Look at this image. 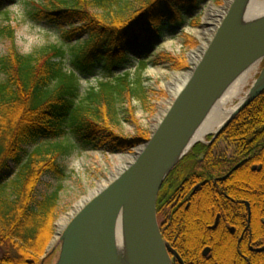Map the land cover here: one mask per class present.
<instances>
[{"label":"trees","instance_id":"trees-1","mask_svg":"<svg viewBox=\"0 0 264 264\" xmlns=\"http://www.w3.org/2000/svg\"><path fill=\"white\" fill-rule=\"evenodd\" d=\"M15 1L0 0V7ZM204 1L48 0L47 4L35 5L34 18L54 28L66 25L68 29L61 27L62 45L46 46L28 55L18 51L14 30L3 29L1 34L11 45L0 59V71L6 76L0 83V264L41 263L54 236L62 186L40 199L35 192L47 173H54L59 181L66 177L57 164L60 157L76 146L113 154L130 152L149 140V135L142 133L132 138L118 134V104L146 99L140 76L149 65L151 52L158 41L182 28ZM198 18L191 19V24L199 23ZM82 33L87 39L74 42ZM188 44L192 48L197 41L190 38ZM161 60L174 61L164 53L154 64ZM135 64L134 73L122 72ZM182 66H186L185 60L177 61L174 69ZM118 71L121 73L116 75ZM93 77L98 79L97 85L81 96V81ZM128 113L132 119V110ZM66 135H71L72 143L57 141ZM219 138L235 146V161H215L211 149L198 144L165 179L157 201L163 237L169 202L180 196L185 178L189 179L188 193L202 180L210 183L217 179V184L225 187L220 193L232 198L235 172L225 182L221 178L237 159H246L238 170L259 178L257 184L264 191V91ZM201 156L205 159L199 160ZM253 166L261 167L260 173L252 171ZM206 194V200L211 201L210 192ZM249 201L253 214L250 246L263 247L262 215L254 218V202ZM219 208L223 214H230L228 205L220 203ZM180 213L177 221H186L188 217ZM190 239L195 240L192 235ZM178 240L181 242L182 237ZM192 248L191 255L201 264L214 261L202 259V244ZM249 253L253 260L248 264H264V253Z\"/></svg>","mask_w":264,"mask_h":264},{"label":"water","instance_id":"water-1","mask_svg":"<svg viewBox=\"0 0 264 264\" xmlns=\"http://www.w3.org/2000/svg\"><path fill=\"white\" fill-rule=\"evenodd\" d=\"M223 1L224 5L218 9L225 8L226 0ZM241 2L233 1L200 60L190 61L189 78L172 96L173 103L152 127L149 140L137 148L133 162L118 175L112 174L107 186L72 217L62 235L56 264H117L116 226L120 215L124 216L134 262L173 264L157 218L161 187L172 169L199 143L184 152L190 135L222 89L244 69L264 59V18L249 26L237 27ZM202 46L201 41L197 50ZM249 91V98L225 126L264 91V69ZM222 129L211 134L213 140ZM52 242L46 255L52 251Z\"/></svg>","mask_w":264,"mask_h":264},{"label":"rangeland","instance_id":"rangeland-1","mask_svg":"<svg viewBox=\"0 0 264 264\" xmlns=\"http://www.w3.org/2000/svg\"><path fill=\"white\" fill-rule=\"evenodd\" d=\"M127 1L131 0H124V2ZM47 3L48 0H16L13 3L6 2L2 5V7H0V59L6 55L11 45V41L6 38L4 34H1L3 33V29L7 27H11L14 30V42L18 51L24 55L31 54L35 50L46 46L62 45L63 34L61 32V27H64V29L67 30L68 26L60 25L57 28H54L45 22H41L34 18V13L37 11L35 5H43ZM223 5V0H205L203 8L198 13V15L190 18V21L192 22L193 19L195 20L197 17H199V23L191 24L189 21L188 25L183 27L181 30L172 33L171 35H168L165 39L161 40L158 45H156L154 50L151 52L149 59L147 60L149 64L148 67L140 76V80L146 92V99H134L133 101L127 103L123 102L118 104L119 122L116 130L118 134L124 137L132 138L136 137L139 133H142L151 137L152 127L156 126L162 119V117H159L160 112H167L174 101L169 90V86L174 74L177 75L190 72V54L192 52L198 51L197 49L201 46V39L197 35V31L201 30L206 24L205 18L207 11L211 6L220 8ZM190 38H193L197 41L196 46L192 48L188 44ZM86 39L87 35L82 33L75 36L74 42L77 40L83 41ZM164 53L168 54V56L173 58L174 61L170 62L169 60H161L157 64H154V61ZM184 60L186 66H182L181 69L175 70L174 67L177 64V61ZM261 63L259 64L258 69L253 72L251 78L249 79L248 84L245 87V93L249 92L255 80L262 73V70L264 69V59L261 61ZM97 80L98 79L95 77L89 80L83 79L81 81V96H84L86 89L95 87L97 85ZM4 81H6V76L0 71V83ZM235 103H238V101ZM128 109L132 110V119L128 113ZM222 132L223 131L220 132L215 140H213L214 135L210 134L209 136L205 137V143L199 142L196 145L203 144L209 147L211 149V156L215 161H235L237 158L235 156L236 148L234 145H229L225 139L219 138ZM208 137L212 138L209 140ZM57 141L67 144L72 143L73 139L71 135H66L57 139ZM217 141L218 143H216ZM213 143H215L214 146ZM139 146L135 147L130 152L114 154L103 149L92 150L76 146L71 148V150L65 156H62L58 159L57 164L62 168L66 177L62 181H59L54 173H47L42 177L35 192L36 199H40L43 196L54 192L59 185L62 186V191L59 195V214L54 224V236L51 242L55 239L58 233L59 222L66 218L69 214L73 213L74 210H76L78 203L83 198L89 197L90 193L96 190L99 184L109 180L112 174H117L116 166L119 164L118 157L126 155L134 156ZM193 148L189 151V153H191ZM201 158L202 157H200L199 160L205 159V157L202 159ZM239 161V159L236 160L237 163ZM233 167L234 166H232V168ZM237 168L239 169L240 165L234 169L236 170ZM231 169L228 170L231 171ZM238 169L234 171L235 174L231 171V173L235 175L234 180L231 183L232 187L234 188V190H232V196H234L231 199H233V201L235 200L236 204L241 201V197L246 200L251 199V201L254 202V218L258 214H261V219H264V191L262 186L257 184L259 178H250L249 175L242 172V168L240 169L241 171ZM251 170L258 171V173H260L261 167L257 168L256 166H253ZM207 184L203 186L204 189H206ZM216 185L218 191H224L225 187L222 186V184ZM217 196L222 201H227L229 208L235 206V203L228 201L229 199H226L222 194H218ZM211 198L212 200L209 201V206L207 203H201V201L196 199V202H194L193 205L194 208L189 214L185 223L180 222L185 226L184 229L186 231L187 239L189 240L191 235L194 236L195 240L189 241V243L192 245L191 247H195V245L199 244L200 241L211 240L210 235H206L204 232V223L208 220L212 221L214 212L216 211L215 207L212 206L217 202V199L215 197ZM253 226L256 227L257 223L254 222ZM226 238L227 237H220V241L222 240V248L218 247L216 250V257L219 259L220 264H241V262L246 263L253 260L248 251V256L244 255L245 257L240 256V254H235L236 252H234L233 249V242ZM61 240L62 237L48 255H46L45 251V254L40 258V264H56L58 262L62 246ZM254 243L255 241H252V245ZM263 247L255 246L254 249ZM246 257H249V259L242 261V259H246ZM189 260L190 262H194L196 260V256L192 255Z\"/></svg>","mask_w":264,"mask_h":264},{"label":"bare ground","instance_id":"bare-ground-1","mask_svg":"<svg viewBox=\"0 0 264 264\" xmlns=\"http://www.w3.org/2000/svg\"><path fill=\"white\" fill-rule=\"evenodd\" d=\"M234 0H226V6L224 9H218L213 6L207 11L205 18L206 24L204 27L197 31V35L200 37L203 46L198 50L190 54L191 61L197 63L200 58L203 56L205 47L208 43V40L213 36V32L217 31L216 26L222 23V17L226 16L227 10L230 8ZM264 18V0H242L239 10V15L236 21L237 27L249 26L252 23H255ZM260 61H257L251 64L249 67L244 69L241 73L235 76L219 93L217 98L202 116L198 125L190 135L186 148L184 152L189 151L193 144L204 141L206 136H209L212 133H216L221 130L228 121L231 120L232 116L237 111L238 107L242 105L251 95L250 91L245 93V87L248 84L249 79L251 78L253 72L258 69ZM191 72L184 74H177L172 78V81L169 86L171 95H176V93L183 87V84L189 78ZM238 101V103H235ZM253 102V101H252ZM251 102V103H252ZM250 103V104H251ZM249 104V105H250ZM248 105V106H249ZM166 111H161L159 117L163 118ZM161 121V120H160ZM230 124L225 126L222 131L227 128ZM133 156H120L118 157L117 173L121 172L126 168L131 162H133ZM116 175V174H113ZM118 175V174H117ZM108 182L104 181L99 184L98 188L92 191L89 197L83 198L77 205L76 210L73 213L69 214L66 218L62 219L58 224V233L55 239L52 242V249L61 239L64 230L68 226L72 217L83 207L92 197H94L98 192H100ZM233 237V236H232ZM232 237H227L226 239H232ZM222 248V243L218 246ZM234 252L236 251L233 244ZM116 258L117 264H142L140 262H134L131 252L128 246V240L125 229V220L124 216L120 215L118 218L116 226Z\"/></svg>","mask_w":264,"mask_h":264},{"label":"flooded vegetation","instance_id":"flooded-vegetation-1","mask_svg":"<svg viewBox=\"0 0 264 264\" xmlns=\"http://www.w3.org/2000/svg\"><path fill=\"white\" fill-rule=\"evenodd\" d=\"M205 2V1H204ZM204 2L202 3V6L204 5ZM185 25V24H184ZM181 29V28H180ZM177 29L176 31L180 30ZM167 37V36H166ZM218 143V141L216 142ZM215 143H213L214 146ZM202 158L204 156H201ZM201 158V159H202ZM244 162H247L246 159L242 160L241 162H238L237 165H235L231 171H236L234 168L238 165H242ZM255 170V169H254ZM231 171H229L226 175H224L221 178V182H225L227 179H229V176L232 174ZM189 179L185 178L182 182L183 188L181 189L179 195L174 201H170L169 207L167 209V215L164 220V228L166 232V237H163L166 245L169 247V255L172 260L173 264H201L196 257V260L194 262H190L189 258H191V249L192 245L189 243L191 239H187L185 226L182 225L180 222L185 221H177L176 216L181 211L180 214H184V216L187 218L188 213H191L193 210L194 202H196V199L201 201V203H207L208 206L210 205L209 201L206 200L204 195L206 196V191L210 192L211 197H215L217 199V202L213 204L212 207H215L214 217L212 221H207L204 223L205 225V234L210 235L211 240L207 241H200L199 244L203 245V249L201 252L202 259L205 260H211L214 261L212 264H220L219 259L216 257V250L218 249V246L222 243V240L220 241V237H232L230 239L236 249L235 254H240V256L245 257L244 255H247L248 252H255V253H264V251L259 252V249L262 248H256L250 246V236L253 233L252 232V220H253V214H252V208L250 205V201L247 199L241 200L239 203H235V200L226 197L224 194L219 193L217 189V179H214L212 182L209 183L207 179L200 181L199 183L195 184L193 189L190 193H188V183ZM208 183V184H207ZM207 184L206 189L203 188ZM203 188V189H202ZM218 194H222L226 199H229L228 201H231L232 203H235L234 207H230V214L225 215L223 212L220 211L218 208L220 203L221 205H228V202L222 203L220 202ZM199 199H198V198ZM172 203V204H171ZM206 204V205H207ZM182 209V210H181ZM213 209V208H212ZM180 210V211H179ZM222 211H225L223 209ZM188 214V215H187ZM158 221L160 224V227L162 223L160 222L159 216ZM212 222V223H210ZM260 222L264 224V219H261ZM255 228V227H254ZM256 231V230H255ZM184 233H185V240H184ZM182 237V241L179 242V238ZM185 243V244H184ZM264 248V247H263ZM176 253L177 256L174 254ZM215 257V258H214ZM264 259V256H262ZM249 257H246L242 259V261L248 260ZM241 264H248V262H244Z\"/></svg>","mask_w":264,"mask_h":264}]
</instances>
